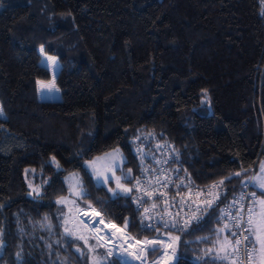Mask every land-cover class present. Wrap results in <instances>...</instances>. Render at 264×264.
<instances>
[{
    "label": "trees",
    "instance_id": "16d2710c",
    "mask_svg": "<svg viewBox=\"0 0 264 264\" xmlns=\"http://www.w3.org/2000/svg\"><path fill=\"white\" fill-rule=\"evenodd\" d=\"M40 48L60 63V100L38 97ZM0 105V264H123L109 241L64 232L69 174L81 211L160 264L170 250L131 192L111 196L84 163L121 149L131 188L132 140L163 134L196 182L232 177L233 195L264 157V0H0ZM218 215L179 233L175 264H234Z\"/></svg>",
    "mask_w": 264,
    "mask_h": 264
},
{
    "label": "built area",
    "instance_id": "2783aa9c",
    "mask_svg": "<svg viewBox=\"0 0 264 264\" xmlns=\"http://www.w3.org/2000/svg\"><path fill=\"white\" fill-rule=\"evenodd\" d=\"M162 136L149 134L131 142L139 171L131 183L130 203L141 229L184 234L204 224L217 209L218 221L232 235V262L254 264V169L228 196L227 180L232 177L199 184L181 163L174 144Z\"/></svg>",
    "mask_w": 264,
    "mask_h": 264
},
{
    "label": "rangeland",
    "instance_id": "374dc122",
    "mask_svg": "<svg viewBox=\"0 0 264 264\" xmlns=\"http://www.w3.org/2000/svg\"><path fill=\"white\" fill-rule=\"evenodd\" d=\"M39 53L41 55L40 62L43 66L48 68L50 77L47 80L38 82V97L43 101L60 100L61 93L55 84V78L60 67L58 58L45 53L43 48L39 49ZM3 117L4 112L0 105V118ZM126 161V156L122 150L116 148L98 155L92 160L86 161L84 167L95 184L104 187L111 196L129 195L131 188L128 181L132 176V170L131 168L125 167ZM66 183L69 188V197L57 200L58 204L66 207V214L68 215V221L66 223L65 219L63 225L65 233H71V235L72 233H78V235L84 233V236H88V233L86 232H90L96 237H100L101 240L109 241L108 245L117 248L118 255L123 264H151L149 258L144 255V250H147V248L150 247L147 245L148 243H139L124 230L115 227L109 222H107L108 224L105 223V220L102 219L98 212L91 211L87 215H83V212L85 211H81L76 203V200L83 195L81 180L77 174H69L66 177ZM251 184L256 194L252 203V211L255 217L252 230L255 262L256 264H264V157L257 165V171L253 175ZM84 229L85 232L82 231ZM110 230L115 232L116 235H111L112 233ZM159 232L161 231H158L157 236L161 248H164V250H174L180 239L179 233ZM117 234L123 237L124 241L127 242V245L118 238ZM168 254L163 255L164 258L161 259L162 261L160 264H171L173 262L174 254L171 252ZM142 255L145 256L144 261L141 259ZM91 264L108 263L105 260L99 262L94 260Z\"/></svg>",
    "mask_w": 264,
    "mask_h": 264
},
{
    "label": "crops",
    "instance_id": "0c3cea01",
    "mask_svg": "<svg viewBox=\"0 0 264 264\" xmlns=\"http://www.w3.org/2000/svg\"><path fill=\"white\" fill-rule=\"evenodd\" d=\"M224 243L226 244V243H227V240H225ZM163 251H166V249L164 250V248H163ZM170 252L174 254V255H173L174 259H173V262H172L171 264H175L176 261H177V255H176V253L174 252V250H170L169 253H170ZM167 254H168V253H167ZM167 254H166V255H167ZM144 255H145V254H144ZM168 255H170V254H168ZM142 256H143V255H142ZM173 257H172V258H173ZM163 258H164V257H163ZM254 264H256V262H255Z\"/></svg>",
    "mask_w": 264,
    "mask_h": 264
},
{
    "label": "bare ground",
    "instance_id": "6f19581e",
    "mask_svg": "<svg viewBox=\"0 0 264 264\" xmlns=\"http://www.w3.org/2000/svg\"><path fill=\"white\" fill-rule=\"evenodd\" d=\"M110 232L112 233L111 235H113V234H115V232H113L112 230H110ZM116 235V234H115ZM117 236H118V238L120 239V240H122L123 241V243L125 244V245H127V242L126 241H124V239H123V237L122 236H120V235H118L117 234ZM126 247V246H125ZM138 252V251H137ZM129 257V256H128Z\"/></svg>",
    "mask_w": 264,
    "mask_h": 264
},
{
    "label": "water",
    "instance_id": "95a60500",
    "mask_svg": "<svg viewBox=\"0 0 264 264\" xmlns=\"http://www.w3.org/2000/svg\"><path fill=\"white\" fill-rule=\"evenodd\" d=\"M141 259H142V261H144L145 260V256L143 255Z\"/></svg>",
    "mask_w": 264,
    "mask_h": 264
}]
</instances>
